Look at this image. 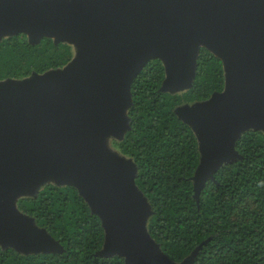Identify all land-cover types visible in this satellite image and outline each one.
<instances>
[{"label": "water", "instance_id": "1", "mask_svg": "<svg viewBox=\"0 0 264 264\" xmlns=\"http://www.w3.org/2000/svg\"><path fill=\"white\" fill-rule=\"evenodd\" d=\"M15 32L66 42L73 55L63 68L0 82V246L60 250L16 207L29 186L47 181L73 185L100 216L99 255L192 264L194 253L174 263L149 237L136 165L107 141L128 129L130 85L150 59L166 66L161 91H183L206 47L224 62L225 90L178 110L200 143L198 196L222 163L240 158L234 144L243 132H264V0H0V38Z\"/></svg>", "mask_w": 264, "mask_h": 264}, {"label": "trees", "instance_id": "2", "mask_svg": "<svg viewBox=\"0 0 264 264\" xmlns=\"http://www.w3.org/2000/svg\"><path fill=\"white\" fill-rule=\"evenodd\" d=\"M72 55L66 42L15 32L0 38V82L62 68ZM166 70L159 58L143 66L130 85L129 127L111 142L136 165L134 183L151 212L149 236L174 263L194 253L192 264H264V132H243L234 144L240 158L222 163L195 196L200 143L178 110L222 93L225 66L200 46L191 87L181 92L161 91ZM16 207L60 250L0 246V264H128L118 254H98L106 239L102 220L73 185L46 181L34 195L19 197Z\"/></svg>", "mask_w": 264, "mask_h": 264}, {"label": "rangeland", "instance_id": "3", "mask_svg": "<svg viewBox=\"0 0 264 264\" xmlns=\"http://www.w3.org/2000/svg\"><path fill=\"white\" fill-rule=\"evenodd\" d=\"M8 34H11V33H8ZM8 34H6L5 35V37L8 35ZM72 50H73V48H72ZM72 59V58H71ZM75 64H76V61H74V62H72L71 63V67H67V69H66V72H68V71H71V69L75 66ZM65 66V65H64ZM63 66V67H64ZM68 66V65H67ZM62 67V68H63ZM184 91V90H183ZM178 92H181V91H178ZM112 140H113V137H110L109 139H108V141H107V147H108V149L110 150H112V151H110V152H115L116 154H120V152H118L117 151V148H115L112 144H111V142H112ZM41 187V185L36 189V187H32V185L31 186H29L28 187V189H27V191H26V194L27 195H34L35 193H36V191L39 189ZM26 216V215H25ZM25 218H27V219H30V218H32V217H28V216H26ZM33 219V218H32ZM35 226H36V224H34ZM150 237V236H149ZM151 238V237H150ZM152 239V238H151ZM153 240V239H152ZM154 241V240H153ZM155 242V241H154ZM0 245L2 246L3 245V243H0ZM190 257V256H189ZM189 257H187L185 260H187Z\"/></svg>", "mask_w": 264, "mask_h": 264}]
</instances>
